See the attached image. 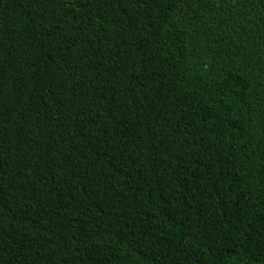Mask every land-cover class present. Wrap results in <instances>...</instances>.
<instances>
[{
	"label": "trees",
	"instance_id": "16d2710c",
	"mask_svg": "<svg viewBox=\"0 0 264 264\" xmlns=\"http://www.w3.org/2000/svg\"><path fill=\"white\" fill-rule=\"evenodd\" d=\"M0 264H264V0H0Z\"/></svg>",
	"mask_w": 264,
	"mask_h": 264
}]
</instances>
